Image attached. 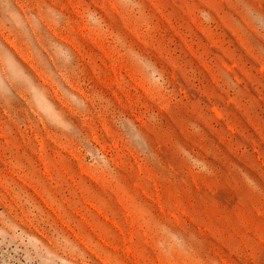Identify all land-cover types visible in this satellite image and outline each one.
Wrapping results in <instances>:
<instances>
[{
	"label": "rangeland",
	"instance_id": "374dc122",
	"mask_svg": "<svg viewBox=\"0 0 264 264\" xmlns=\"http://www.w3.org/2000/svg\"><path fill=\"white\" fill-rule=\"evenodd\" d=\"M0 264H264V0H0Z\"/></svg>",
	"mask_w": 264,
	"mask_h": 264
}]
</instances>
